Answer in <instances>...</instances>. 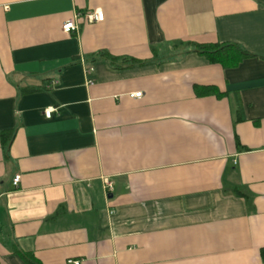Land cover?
<instances>
[{
	"label": "crops",
	"instance_id": "crops-1",
	"mask_svg": "<svg viewBox=\"0 0 264 264\" xmlns=\"http://www.w3.org/2000/svg\"><path fill=\"white\" fill-rule=\"evenodd\" d=\"M179 42L254 56L162 59ZM24 255L264 264V0H0V264Z\"/></svg>",
	"mask_w": 264,
	"mask_h": 264
},
{
	"label": "trees",
	"instance_id": "trees-1",
	"mask_svg": "<svg viewBox=\"0 0 264 264\" xmlns=\"http://www.w3.org/2000/svg\"><path fill=\"white\" fill-rule=\"evenodd\" d=\"M157 47H153V56H157ZM197 52L202 55H204L208 61L212 64H218L221 65L224 68L228 67H234L236 66L242 59L250 56H254L247 52L245 49H243L241 46H239L236 43L228 42V43H194V42H179L178 44H175L172 46V48L169 50L168 53L165 54L164 58L162 59H173L178 55L186 54L188 52ZM102 57L108 58L112 64H118L120 61L119 66L124 63L129 62H135L138 64H144L151 62L152 60L146 59V60H140V59H128V58H117L114 56H111L107 52H101L99 53ZM26 92H32L36 89H24ZM201 93L204 94H214V95H220V92L213 86H204L202 89H200ZM230 189V188H228ZM232 191H236L237 193L240 192L243 194L244 192L240 190L238 187H233ZM27 257L30 264H39L38 261H36L33 257H30L29 255H24Z\"/></svg>",
	"mask_w": 264,
	"mask_h": 264
},
{
	"label": "built area",
	"instance_id": "built-area-1",
	"mask_svg": "<svg viewBox=\"0 0 264 264\" xmlns=\"http://www.w3.org/2000/svg\"><path fill=\"white\" fill-rule=\"evenodd\" d=\"M85 19L90 21V22H98V21H103L104 20V12L101 9H96L94 11H89L85 15ZM82 19V14H77L76 17L73 19L67 20L63 23L62 29L65 33L70 34L73 33L78 29V22ZM88 74H90V70L87 71ZM89 83L92 84V81H89ZM143 96L142 91L138 92H133L130 93V97L132 98H141ZM55 109L50 108L45 111V115L48 118H51L53 115ZM20 182V174H15L14 177L12 178V184L14 187H18V184ZM106 187L108 190H112V184L109 181H106ZM75 264H79L78 261H70Z\"/></svg>",
	"mask_w": 264,
	"mask_h": 264
}]
</instances>
